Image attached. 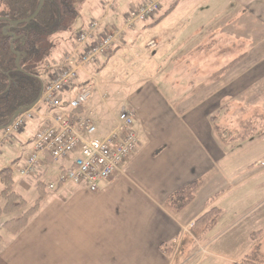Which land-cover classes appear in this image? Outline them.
<instances>
[{
  "label": "crops",
  "instance_id": "crops-1",
  "mask_svg": "<svg viewBox=\"0 0 264 264\" xmlns=\"http://www.w3.org/2000/svg\"><path fill=\"white\" fill-rule=\"evenodd\" d=\"M232 1L229 3L236 7ZM91 23L80 25L74 35L76 25H71L55 37L56 42L66 41V50L51 64L59 66L67 54L78 49V35ZM122 26L102 25L96 39ZM195 28L138 25L124 40L116 41L110 55L81 72L79 80L63 93L62 98L69 102L81 84L93 85L95 80L86 109L96 122L104 113L110 115L103 139L115 128L121 111L132 107L137 114L139 145L115 176L99 182L95 193L85 184L59 185L60 177L73 166V156L54 161L43 154L36 176L41 177V183L43 177L57 184L51 182L47 190L44 183L46 194L40 211L26 229L1 245L0 264H241L252 252L251 236L264 230V188L249 185L264 171L247 178L245 173L251 168L260 170L257 161L264 150L260 135L231 144L221 129L223 106L229 105L230 95L248 98L245 111L249 115L264 111V33H253L252 40H238L243 56L229 70V47L224 45V37L220 42L213 37L215 25L201 30L204 33L207 29L204 43L197 34L181 38L179 32ZM218 29L225 31L229 25ZM140 31L149 36L144 45L146 54L132 55L138 43L134 36ZM153 39L159 40V46L152 51L155 54H149L147 43ZM216 46L220 52L227 51L222 59L214 56ZM140 76L148 78L136 81ZM116 85L128 96V103L119 108L106 103L107 89ZM117 109L116 115L113 110ZM36 112L20 131L22 140L28 125L32 131L28 156L36 133L51 125L53 115L43 101ZM20 178L16 189L26 191V177ZM193 183H198L193 200L181 210L171 207L170 197ZM52 185L56 187L52 189ZM214 207L222 210L216 226L200 240L193 238L191 225Z\"/></svg>",
  "mask_w": 264,
  "mask_h": 264
},
{
  "label": "rangeland",
  "instance_id": "rangeland-1",
  "mask_svg": "<svg viewBox=\"0 0 264 264\" xmlns=\"http://www.w3.org/2000/svg\"><path fill=\"white\" fill-rule=\"evenodd\" d=\"M147 1L151 2L152 0H74V5L78 14L74 20L69 21V25H76L74 26L72 34L74 35L75 32H77L81 28L80 25H85L87 22L99 23L100 28L98 29V32L102 28V25H123L121 28L114 27L106 31V34L114 33L117 30H123L126 25L127 14H129L131 11H134L136 8ZM230 1L232 0H158L154 2L157 5V10H155L154 15L142 23H137L136 27L138 25H195L196 28L194 30L186 29L179 32L183 34L181 38L185 39L186 37H190V35L195 36L197 34L196 38L199 40V42L204 43V41L206 40L207 29L204 33H201V30L204 28H208L209 30V26L215 25L213 37L219 42V39H222V37H224V45L226 44L229 47L228 56L230 57V62H228L227 64H229V70H231L234 67V64L236 65L239 63V61H241L240 59H242L243 56H241L242 48L239 47L237 43L238 40H241L242 37L244 39L252 40L253 33H264V0H238L240 5L236 0H233L232 2L236 4V7H234L232 3H229ZM174 4L176 6L172 9L171 12H169ZM221 25H229V29H226L225 31L218 29ZM242 25L246 26L245 30H242ZM259 25H262L263 30L255 29V26ZM88 29L86 31H88ZM186 34H188V36H186ZM262 36H264V34H262ZM53 39L55 41V46L52 50L53 54L48 60V62L50 63H53L57 59L61 58L66 50V41L64 42L62 40H57L56 42V38ZM134 39L138 43L136 47L131 50V54H146L144 45L145 42L149 39V36L140 31L135 34ZM118 40L119 39H117V41ZM121 40H124V38H122ZM131 47L132 45L128 46V48ZM214 51V56L217 59H222V57H224L222 55L227 53L225 49L220 52L217 46L215 47ZM251 51L252 50H249L248 54H250ZM155 53L156 51L149 54ZM136 66L137 64L134 65V67ZM98 70L99 68H96L94 70L96 74H98ZM220 77H222V74ZM146 78L148 77L144 78V76H140L136 81H144V79ZM47 80L48 76L45 77V81ZM92 82V84L94 85L95 80H93ZM107 90L108 98L106 97V103H111L118 108L122 104L128 103V101L126 100L128 96L119 89L118 85ZM249 96L253 97V95ZM227 101V104L229 105L223 106L224 114L222 116H224V118L222 119L223 126L221 130L225 131V135L230 139L231 144L240 139L245 141V139L249 136L260 135V147L264 150V111H261L260 113L251 112V114L249 115L245 111L246 103L249 102L248 98L246 97H236L230 95V97L227 98ZM127 109H131L133 112H135L132 107ZM113 112H115V114L117 115L119 114V109H117L116 111L113 110ZM109 117V114L104 113L103 117H100L98 122H96V120L94 119L95 123L97 124L98 131L92 138H97L99 140L103 139L102 134L106 127H109ZM21 133L22 132L20 131L14 132L12 134V137L5 141L2 148L0 149V171L5 167H11L13 169V175L17 184L21 180L19 170L25 164V161L27 160V156L31 149L30 137L32 131L30 129V126L28 125V130L24 135L25 140H22L20 136ZM3 134L4 130H1L0 137H3ZM239 145L241 146L242 144H238V146ZM76 155L74 154L72 156L75 158ZM257 162V168H260V170L251 168V170H249L250 173H245L246 178L247 176H249L248 174L252 175L257 171H264V155ZM40 178L41 177H37L36 175L26 176V178H24L23 180L24 182H28L27 185L30 187V189L29 187H26V191H20L19 189H16L17 192H19L27 201L28 208H32L33 206H35L36 201L40 196L37 188V182H39ZM41 181H43L47 185V190H50L51 182H55V185L57 184L56 180L49 181L47 178L43 177ZM259 185L264 188V172L262 176L254 179L249 187H257ZM3 189L4 186L0 183V193L3 191ZM19 216L20 213L14 216H3L0 219V235L4 237L6 242L9 240L10 235H8V233L4 230L3 225L10 218ZM194 226L195 223L191 225L189 229L190 232L188 231L193 238L195 237L193 234ZM261 232L262 235L258 236V238L256 237V241L258 244H260V255L264 258V230H262ZM251 240L253 241L252 236ZM179 243L180 239L176 241L177 245ZM253 245V250H251V253L248 252V255L253 253L255 243Z\"/></svg>",
  "mask_w": 264,
  "mask_h": 264
},
{
  "label": "trees",
  "instance_id": "trees-1",
  "mask_svg": "<svg viewBox=\"0 0 264 264\" xmlns=\"http://www.w3.org/2000/svg\"><path fill=\"white\" fill-rule=\"evenodd\" d=\"M40 4L41 0H0V131L10 126L19 111L37 107L42 101L45 88L63 69V66L53 65L48 60L55 46L53 38L69 30L71 28L69 21L77 17L74 0H45L43 9L34 20L15 26L17 22L34 16ZM175 6L174 4L169 12ZM151 41L157 42V47L152 50L148 48ZM151 41L147 43L149 52L156 50L159 46V40ZM58 69L59 72L50 78ZM46 76H48L47 81H45ZM87 85L91 84H81L79 90ZM70 101H63L65 109L69 108ZM86 106L74 111L73 119L77 112H90ZM0 183L4 186L0 193V219L3 216H14L20 213L19 217H12L3 225L8 235L17 236L27 228L31 219L40 211L46 194V185L38 183L40 196L35 206L28 208L27 201L16 191V181L11 167H5L0 171ZM197 186L198 183H193L177 191L169 199L170 206L176 210L184 209L193 200ZM221 216V209L211 208L196 220L193 228L194 236L200 239L218 223ZM261 235L262 232L252 235L255 243L254 251L247 255L241 264H264V258L260 255V244L256 241ZM4 242V237L0 235V246Z\"/></svg>",
  "mask_w": 264,
  "mask_h": 264
},
{
  "label": "built area",
  "instance_id": "built-area-1",
  "mask_svg": "<svg viewBox=\"0 0 264 264\" xmlns=\"http://www.w3.org/2000/svg\"><path fill=\"white\" fill-rule=\"evenodd\" d=\"M158 1V0H155ZM154 0L148 1L139 9L131 11L126 17L123 30L100 34L96 39L100 24L93 22L88 31L79 34L78 49L66 56L60 66L63 69L45 88L43 102L53 109L51 125L39 130L33 142L32 151L25 167L20 171L22 177L35 175L40 158L48 153L54 161L69 159L76 155L71 169L60 177L59 184H85L93 193L98 191L101 181L115 176L122 164L137 150L139 135L135 130L136 114L131 109H123L116 126L104 139L92 138L98 131L90 112L74 111L87 105L93 96V85L82 87L70 101L69 108H64L62 95L69 91L81 72L96 64L100 57L110 54L117 39L121 40L127 31L135 29L152 17L157 10ZM157 47L156 41L148 44L150 50ZM37 114L36 109L23 110L13 124L4 130L0 138V149L14 132L22 131L28 120ZM55 186H51L53 189Z\"/></svg>",
  "mask_w": 264,
  "mask_h": 264
},
{
  "label": "water",
  "instance_id": "water-1",
  "mask_svg": "<svg viewBox=\"0 0 264 264\" xmlns=\"http://www.w3.org/2000/svg\"><path fill=\"white\" fill-rule=\"evenodd\" d=\"M44 3H45V0H41L40 7H39L38 11L36 12V14H35L34 16H32L31 18L27 19V20L17 22V23L15 24V26H17V25H19V24H23V23L30 22V21L34 20V19L39 15V13L41 12V10L43 9ZM22 111H23V110H22ZM22 111H19V112L16 114L14 120L11 122L10 125L13 124V122L15 121V119L17 118V116H18Z\"/></svg>",
  "mask_w": 264,
  "mask_h": 264
}]
</instances>
